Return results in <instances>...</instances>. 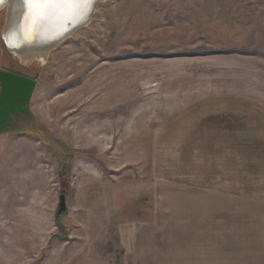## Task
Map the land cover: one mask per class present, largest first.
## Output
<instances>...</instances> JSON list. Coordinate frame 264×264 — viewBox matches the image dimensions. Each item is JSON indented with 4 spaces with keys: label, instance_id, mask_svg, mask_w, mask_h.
<instances>
[{
    "label": "rangeland",
    "instance_id": "1",
    "mask_svg": "<svg viewBox=\"0 0 264 264\" xmlns=\"http://www.w3.org/2000/svg\"><path fill=\"white\" fill-rule=\"evenodd\" d=\"M9 10L0 71L36 84L33 118L0 134V264H102L152 209L264 224V0H100L44 62L8 51Z\"/></svg>",
    "mask_w": 264,
    "mask_h": 264
},
{
    "label": "crops",
    "instance_id": "2",
    "mask_svg": "<svg viewBox=\"0 0 264 264\" xmlns=\"http://www.w3.org/2000/svg\"><path fill=\"white\" fill-rule=\"evenodd\" d=\"M230 98L213 101L217 113L209 103L197 114L216 119L232 110ZM150 213L119 226L120 257H103L102 264H264V224L256 229L253 212L197 207Z\"/></svg>",
    "mask_w": 264,
    "mask_h": 264
},
{
    "label": "bare ground",
    "instance_id": "3",
    "mask_svg": "<svg viewBox=\"0 0 264 264\" xmlns=\"http://www.w3.org/2000/svg\"><path fill=\"white\" fill-rule=\"evenodd\" d=\"M12 1L14 0H8L4 3L10 4V14L8 15L7 24L3 32V41L7 49L21 61L36 60L44 62L48 52L58 44V42L53 45L50 44L52 41L50 39L55 36L53 34L59 33L63 29L65 30L67 26L72 27L71 23L69 25L66 24L69 20H72V23L82 21L87 9L88 0H67V2H64L66 0H27L28 14H26L27 19L23 21L22 26H17V22L15 26L16 8L19 4L17 2L13 3ZM60 4L63 5L59 7L56 14L51 18L53 14L51 15L50 13L55 11L56 6ZM44 15L53 19L51 20L53 24L40 28L39 32H36L38 28L33 30V22L35 18ZM86 22L87 18L83 24ZM77 28L72 29L62 39L73 33Z\"/></svg>",
    "mask_w": 264,
    "mask_h": 264
},
{
    "label": "water",
    "instance_id": "4",
    "mask_svg": "<svg viewBox=\"0 0 264 264\" xmlns=\"http://www.w3.org/2000/svg\"><path fill=\"white\" fill-rule=\"evenodd\" d=\"M8 0H0V7L2 4L7 2ZM75 1V0H73ZM100 0H88L87 1V9L86 12L83 16L82 21H76L72 23V20L67 21V25L71 23L72 27H68L59 33H54L55 35L51 41L50 44H54L59 42L68 32H70L72 29L79 27L82 25L85 21L86 18H88L89 14L92 11L93 5ZM13 2H17L19 5H17L16 11V21H17V26L23 24V21L27 19V0H14ZM64 2H67L64 1ZM63 4L57 5L56 8L54 9L55 11H52L50 13L52 16L51 18L56 14V11L59 9L60 6ZM47 14V15H50ZM49 16H42V17H37L35 18L33 22V30L36 28L37 31L39 32L40 28L46 27V26H51L50 24H53ZM15 21V22H16ZM19 28V27H18ZM32 30V31H33ZM17 32V31H15ZM34 32V31H33ZM35 32V34H36ZM18 33V32H17ZM16 34V33H15ZM17 35V34H16ZM9 51V50H8ZM35 80L27 78L21 75H18L16 73L12 72H6V71H0V134L2 133V130L8 126H10L11 121H12V116L18 115V114H27L29 112V107L24 106V103H28L31 94L33 93V90L35 88ZM65 197L63 195H60L59 197V204H58V209H57V214L60 215L66 210V205H65Z\"/></svg>",
    "mask_w": 264,
    "mask_h": 264
},
{
    "label": "trees",
    "instance_id": "5",
    "mask_svg": "<svg viewBox=\"0 0 264 264\" xmlns=\"http://www.w3.org/2000/svg\"><path fill=\"white\" fill-rule=\"evenodd\" d=\"M24 106L26 107L27 106V103H24ZM32 118H33V116L29 112L27 114L14 115V116H12V121H11L10 126L4 128L2 131H8V132H16V133H18L21 130H24L23 128L21 129V127H23L26 124V122L28 120H31ZM60 215H58V214L56 215V219L58 221V224H59L58 218L60 217ZM62 227L63 226L61 224H59V227L58 228L61 229V230H63Z\"/></svg>",
    "mask_w": 264,
    "mask_h": 264
}]
</instances>
